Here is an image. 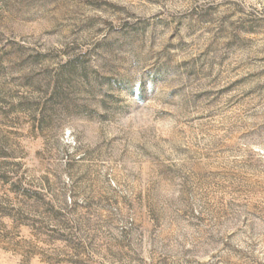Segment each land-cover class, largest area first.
I'll list each match as a JSON object with an SVG mask.
<instances>
[{
    "label": "rangeland",
    "instance_id": "obj_1",
    "mask_svg": "<svg viewBox=\"0 0 264 264\" xmlns=\"http://www.w3.org/2000/svg\"><path fill=\"white\" fill-rule=\"evenodd\" d=\"M0 264H264V0H0Z\"/></svg>",
    "mask_w": 264,
    "mask_h": 264
}]
</instances>
